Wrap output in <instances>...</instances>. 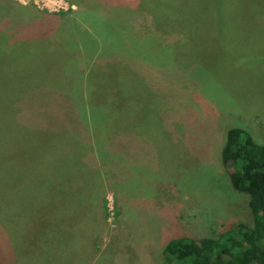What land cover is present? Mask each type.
<instances>
[{"label":"rangeland","instance_id":"obj_1","mask_svg":"<svg viewBox=\"0 0 264 264\" xmlns=\"http://www.w3.org/2000/svg\"><path fill=\"white\" fill-rule=\"evenodd\" d=\"M177 2L0 0V264H167L175 238L254 225L222 150L234 128L264 144V0ZM121 11L133 29L114 31ZM46 24L52 47L2 46ZM122 100L126 131L107 121ZM64 107L97 115L75 121L91 142Z\"/></svg>","mask_w":264,"mask_h":264},{"label":"trees","instance_id":"obj_2","mask_svg":"<svg viewBox=\"0 0 264 264\" xmlns=\"http://www.w3.org/2000/svg\"><path fill=\"white\" fill-rule=\"evenodd\" d=\"M168 1L171 3L174 2V0ZM175 1L177 4L178 0ZM133 13L134 15H129ZM137 14L138 12H111L109 17L110 19L111 17L113 18L112 23H116L114 24L116 26L114 29L116 30L114 31H117L118 28L133 29L135 26L133 25V21L136 20ZM152 16L154 17V14ZM8 20L9 19H7V21ZM104 23L105 22L100 23L99 25L103 27L102 24ZM45 28V32L41 31L43 30V27L37 28L38 31H35L37 29H33L32 27L31 29H27V31H20L21 34H19L20 32H17L15 34L17 36L11 37L9 43L5 45L2 44V46L10 51H13L14 48L27 50L26 54L28 53L32 55L31 47L29 45H21V41L23 40H32V44L38 46L37 48H33V53H40V51H43V48L53 46L49 41H41V39L48 37L47 33L49 32V29L55 28V25L46 24ZM74 29L76 47H78V44L81 46L88 45L87 42L92 40L98 48V42L93 38L91 33L89 34L88 31L85 32L84 29L80 28V25L74 27ZM122 29H119L120 38L126 36V34L122 32L124 29ZM60 36L61 34L55 35V40L57 38L58 40H61L62 38ZM123 40L127 41V37L123 38ZM123 84H125V82ZM100 89V91L94 93V101L92 102L96 103L102 92L106 95L105 90L101 87ZM116 93L121 94L119 90H117ZM124 103L125 101L123 100L117 103L118 112L108 113L107 115V121L109 120L108 124H115L117 130L122 131L126 130L122 127V124L119 121H126L128 119V114L123 113L125 111L123 107ZM67 113L68 110L64 107V112L61 114L63 116H61V118L66 125L67 122L74 121V125L70 128L71 137H77L78 135L83 140V142L79 140L77 146L79 142H91L93 138L90 133H93V130L90 132L88 126L92 125L93 118L97 117V115H94V117L90 116V118L87 115L85 119H82L83 117L79 118L78 115H74L73 119L70 116L68 118L65 115ZM79 120H84L86 122V125H88V131L79 129V125H77V121ZM89 120H92V123ZM41 125L36 124L38 127ZM64 126L65 125H60L59 128ZM222 161L225 166H230L232 168L230 180L235 190L240 194L249 197V205L252 210L254 225L250 226L246 223L230 225L225 228L220 236L200 240H195L190 237L175 238L171 240L165 248L167 264H264V144L256 142L252 135L244 129H231L228 132L226 144L222 150ZM69 164L68 162L65 163L63 166V172L62 170L57 169V172L60 174L57 178H52L51 174L46 175L48 179V187L50 189L55 188V185L58 182L61 181L62 183V181H64L66 172H68L67 168L70 167ZM62 191L64 202H66V198H68L69 202V198L77 197L75 193L70 192L64 186L59 189L60 196ZM46 192L48 191L46 190Z\"/></svg>","mask_w":264,"mask_h":264}]
</instances>
